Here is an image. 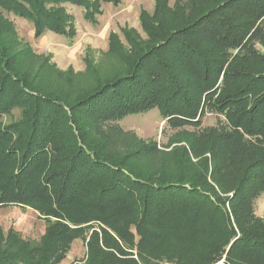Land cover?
<instances>
[{"label":"trees","instance_id":"trees-1","mask_svg":"<svg viewBox=\"0 0 264 264\" xmlns=\"http://www.w3.org/2000/svg\"><path fill=\"white\" fill-rule=\"evenodd\" d=\"M98 1L0 0V210L47 225L38 243L0 229V264H61L78 239L87 254L75 264H264V0H156L141 14L145 41L123 28L125 48L110 35L116 76L65 98L41 89L4 13L36 38L74 37L59 6L97 25ZM154 109L172 130H197V163L186 148L124 138L119 122ZM208 113L217 123L202 128ZM140 158L158 165L142 170Z\"/></svg>","mask_w":264,"mask_h":264},{"label":"rangeland","instance_id":"rangeland-1","mask_svg":"<svg viewBox=\"0 0 264 264\" xmlns=\"http://www.w3.org/2000/svg\"><path fill=\"white\" fill-rule=\"evenodd\" d=\"M121 1L119 6H115L99 0L97 25L85 19L83 8L71 4L60 5L59 8L65 11L64 21L67 28L76 32L74 37L45 31L36 38L32 23L13 14L4 13L16 32L15 50L20 52L22 71L28 73L41 89L63 98L92 90L98 85L99 78L103 81L116 76L123 70V64L109 53L110 35L117 34L125 48L128 46L121 33L123 28L135 30L140 39L145 41L147 37L142 30L141 14L146 11L153 15L156 9V0ZM177 1L169 0L170 7H174ZM13 37L15 38V35ZM26 43L30 45L31 54L27 52ZM20 117V110H15L12 116L4 117V122L9 124ZM217 119L215 114L208 113L203 119L202 128L215 126ZM119 126L124 131L126 140H131L135 136L145 143L156 144L163 152L186 148L193 162L197 163L191 151L193 149L189 147L197 130L194 127L172 130L157 109L144 114L130 115L119 122ZM137 165L142 170H149L154 169L158 163L140 158ZM256 215L259 218L264 215V193L257 201ZM46 226L44 220L33 210L13 207L0 210V229L7 232L14 228L26 240L40 242ZM86 254L85 241L78 239L61 264H75L84 260Z\"/></svg>","mask_w":264,"mask_h":264},{"label":"crops","instance_id":"crops-1","mask_svg":"<svg viewBox=\"0 0 264 264\" xmlns=\"http://www.w3.org/2000/svg\"><path fill=\"white\" fill-rule=\"evenodd\" d=\"M264 216V215H263ZM263 216H260L261 218H263Z\"/></svg>","mask_w":264,"mask_h":264}]
</instances>
